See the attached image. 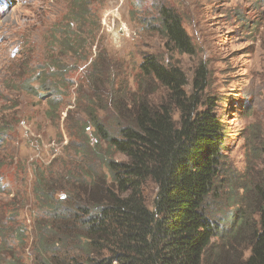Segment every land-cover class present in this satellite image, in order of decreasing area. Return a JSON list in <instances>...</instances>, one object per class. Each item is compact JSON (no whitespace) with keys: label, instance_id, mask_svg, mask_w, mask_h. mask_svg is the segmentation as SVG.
<instances>
[{"label":"rangeland","instance_id":"rangeland-1","mask_svg":"<svg viewBox=\"0 0 264 264\" xmlns=\"http://www.w3.org/2000/svg\"><path fill=\"white\" fill-rule=\"evenodd\" d=\"M163 5L182 18L195 46L193 56L169 51L155 32ZM65 15L66 0H0L3 188L27 189L33 202L36 180L59 184L71 174L79 203L84 204L82 186L102 178L104 162L125 161L90 129V110L118 136L128 119L118 114L115 100L129 108L146 92L163 96L155 80L139 75L145 55L181 68L190 94L196 69L204 66L205 96L217 103L215 114L227 130L204 210L219 233L212 252L228 248L264 174V0H105L96 21L90 20L97 24V35L90 27L82 28L80 35L73 31L84 40L76 51L63 47L68 35ZM44 80L49 91L41 98L33 92H42L38 88ZM59 99L58 110L50 112L49 102ZM6 192L0 194V204L10 202ZM23 218L28 228L33 218L27 212ZM26 237L29 248L33 235ZM27 252L25 263L33 264Z\"/></svg>","mask_w":264,"mask_h":264},{"label":"trees","instance_id":"trees-1","mask_svg":"<svg viewBox=\"0 0 264 264\" xmlns=\"http://www.w3.org/2000/svg\"><path fill=\"white\" fill-rule=\"evenodd\" d=\"M104 1L66 0L68 35L63 47L79 50L84 40L73 35L75 29L80 35L82 28L90 27L96 34L97 24L90 20L96 19ZM155 19V32L169 51L194 55L195 46L172 7L161 6ZM139 69L142 79L159 84L163 96L146 92L129 108L115 100L118 114L128 119L118 136L90 110V129L125 161L104 162L102 178L82 186L84 204L79 203L71 174L59 184L36 180L30 202L27 189L3 188L6 173L0 163V194L7 191L11 196L10 202L0 204V264H26L27 251L33 264H264V174L228 248L212 252L219 233L204 209L227 130L215 114L217 103L205 96L206 68L196 69L191 94L179 67L145 55ZM46 81L34 95L42 98L49 91ZM61 103L49 102V111H57ZM62 192L70 193L60 198ZM25 212L33 218L28 228ZM31 233L28 248L26 236Z\"/></svg>","mask_w":264,"mask_h":264},{"label":"bare ground","instance_id":"bare-ground-1","mask_svg":"<svg viewBox=\"0 0 264 264\" xmlns=\"http://www.w3.org/2000/svg\"><path fill=\"white\" fill-rule=\"evenodd\" d=\"M6 39V38H5Z\"/></svg>","mask_w":264,"mask_h":264}]
</instances>
